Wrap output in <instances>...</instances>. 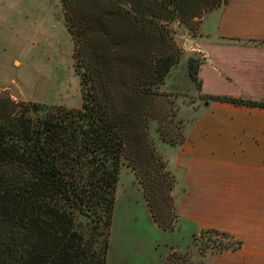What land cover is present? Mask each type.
Listing matches in <instances>:
<instances>
[{"label": "trees", "instance_id": "trees-1", "mask_svg": "<svg viewBox=\"0 0 264 264\" xmlns=\"http://www.w3.org/2000/svg\"><path fill=\"white\" fill-rule=\"evenodd\" d=\"M227 2L62 0L76 42L82 104L68 109L0 95V264H106L115 190L126 161L142 174L153 221L171 230L160 215L167 189L148 169L144 113H150L153 89L179 62L166 24L199 19ZM201 63L186 62L198 90ZM204 98L264 109V102ZM202 235L212 256L241 246L217 230Z\"/></svg>", "mask_w": 264, "mask_h": 264}, {"label": "rangeland", "instance_id": "rangeland-1", "mask_svg": "<svg viewBox=\"0 0 264 264\" xmlns=\"http://www.w3.org/2000/svg\"><path fill=\"white\" fill-rule=\"evenodd\" d=\"M222 6L204 11L190 22L175 19L166 24L169 38L180 52L179 62L163 84L153 89L150 113H144L148 169L167 189L160 215L171 230H163L153 221L142 174L126 161L115 190L106 264H208L212 256L213 249L206 246L208 236H199L197 225L179 215L183 171L175 156L186 141L179 145L181 140L204 111L217 103L204 98L199 71L207 57L200 44L212 39L204 29L213 31ZM75 47L62 0H0V95L7 94L15 102L80 108ZM189 58L202 62L199 90L186 74ZM149 116L158 120L150 121Z\"/></svg>", "mask_w": 264, "mask_h": 264}, {"label": "crops", "instance_id": "crops-1", "mask_svg": "<svg viewBox=\"0 0 264 264\" xmlns=\"http://www.w3.org/2000/svg\"><path fill=\"white\" fill-rule=\"evenodd\" d=\"M216 17L200 44L203 93L264 102V0H228ZM175 157L180 217L241 242L208 264H264V109L214 103Z\"/></svg>", "mask_w": 264, "mask_h": 264}, {"label": "water", "instance_id": "water-1", "mask_svg": "<svg viewBox=\"0 0 264 264\" xmlns=\"http://www.w3.org/2000/svg\"><path fill=\"white\" fill-rule=\"evenodd\" d=\"M204 105L207 106V103H205Z\"/></svg>", "mask_w": 264, "mask_h": 264}]
</instances>
